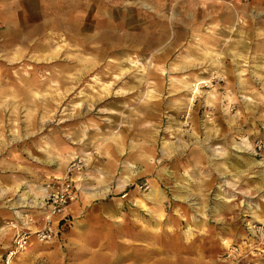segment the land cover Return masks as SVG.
Here are the masks:
<instances>
[{
  "label": "rangeland",
  "instance_id": "1",
  "mask_svg": "<svg viewBox=\"0 0 264 264\" xmlns=\"http://www.w3.org/2000/svg\"><path fill=\"white\" fill-rule=\"evenodd\" d=\"M70 153L78 214L9 264H264V0H0L4 219Z\"/></svg>",
  "mask_w": 264,
  "mask_h": 264
},
{
  "label": "built area",
  "instance_id": "2",
  "mask_svg": "<svg viewBox=\"0 0 264 264\" xmlns=\"http://www.w3.org/2000/svg\"><path fill=\"white\" fill-rule=\"evenodd\" d=\"M83 168V159L75 157L70 161L63 176L48 180L44 188V197L35 207L37 211L41 212V219L35 230L31 229L32 219L20 223L10 222L4 226L6 229L14 231L11 244L4 254L5 264H9L14 257L22 253L32 244L33 240L41 244L51 243L70 225L67 211L78 198L77 181L83 172ZM125 197L123 195L121 198ZM248 230L254 237L260 235L261 241L264 243V223L253 224ZM249 248L257 249L251 248L247 241L227 245L228 255L233 259L242 258L244 256L243 250L247 251Z\"/></svg>",
  "mask_w": 264,
  "mask_h": 264
},
{
  "label": "crops",
  "instance_id": "3",
  "mask_svg": "<svg viewBox=\"0 0 264 264\" xmlns=\"http://www.w3.org/2000/svg\"><path fill=\"white\" fill-rule=\"evenodd\" d=\"M72 154H75V153L72 152ZM71 157H72L71 153L65 156L66 159H70ZM128 167H130L129 164H128ZM90 174H92V172L90 170H88V173H86V175L83 173L79 175L78 181H77L79 187L82 188V187H84V185H89V183L93 182V179H90L91 177H88V176H90ZM127 175H125V176H123V178H121V182L124 184V186H126L128 181H130L133 178L132 177L131 179L125 181L124 177H126ZM90 187L94 188V189H91ZM95 188L96 187L89 186L88 191H91L92 193L84 192L83 193L84 198H92V202L95 203V207L97 209H100L102 212H107V213H109V211H111V213H112L111 216L113 218H117L118 217V211H120V207L122 205V202L118 200L119 198H115L112 201H110L109 203L102 204L101 199H104V197L109 193V190L107 188H103V190H97L96 191ZM154 195L155 194H152V196L145 195V196H143V198L150 200L151 197L153 198ZM135 200H140V199L138 197H135L134 202H135ZM140 201L144 204V201L142 199ZM78 204L79 203H76V204L73 203L68 208L67 216L69 218L72 219V216H75L76 214H78ZM144 206H145V204H144ZM35 207H37V206H32V208H30V210H26V211H28L27 214H24L23 210L22 211H15L14 210V211H12L11 217H9L8 219H4L5 217L0 214V233L2 232V230L4 231V229L6 230V228L4 226H6L10 222L20 223V222H25L29 219H32L31 229L35 230L36 226L39 224V221L41 219V212L37 211L36 210L37 208H35ZM141 209H143V208H141ZM6 234L0 236V249H2L3 247L8 248L10 246L14 231L8 230V233H6Z\"/></svg>",
  "mask_w": 264,
  "mask_h": 264
},
{
  "label": "bare ground",
  "instance_id": "4",
  "mask_svg": "<svg viewBox=\"0 0 264 264\" xmlns=\"http://www.w3.org/2000/svg\"><path fill=\"white\" fill-rule=\"evenodd\" d=\"M71 159H73V157L71 158ZM70 159V160H71ZM130 179V177L128 176L126 179H125V181L126 180H129ZM102 193V192H101ZM137 204L139 205V207L140 208H143V205H142V202H139V200L137 201ZM260 221H261V219H260ZM115 255V254H114ZM119 255V254H118ZM115 258V257H114ZM124 258V257H123ZM129 258V257H128ZM115 262V261H114ZM119 261H117L116 263H118ZM111 264H113V263H111Z\"/></svg>",
  "mask_w": 264,
  "mask_h": 264
}]
</instances>
